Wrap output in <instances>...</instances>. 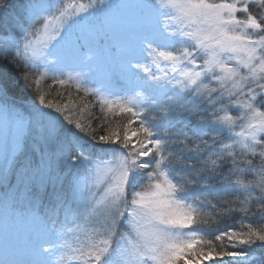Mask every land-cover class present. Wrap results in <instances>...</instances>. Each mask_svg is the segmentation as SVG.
Returning a JSON list of instances; mask_svg holds the SVG:
<instances>
[{
  "label": "snow or ice",
  "instance_id": "obj_1",
  "mask_svg": "<svg viewBox=\"0 0 264 264\" xmlns=\"http://www.w3.org/2000/svg\"><path fill=\"white\" fill-rule=\"evenodd\" d=\"M0 264H264V0H0Z\"/></svg>",
  "mask_w": 264,
  "mask_h": 264
},
{
  "label": "trees",
  "instance_id": "obj_2",
  "mask_svg": "<svg viewBox=\"0 0 264 264\" xmlns=\"http://www.w3.org/2000/svg\"><path fill=\"white\" fill-rule=\"evenodd\" d=\"M16 0H12V4L15 5ZM9 225V221L6 219L3 209H0V238L3 237L4 230L6 226Z\"/></svg>",
  "mask_w": 264,
  "mask_h": 264
},
{
  "label": "rangeland",
  "instance_id": "obj_3",
  "mask_svg": "<svg viewBox=\"0 0 264 264\" xmlns=\"http://www.w3.org/2000/svg\"><path fill=\"white\" fill-rule=\"evenodd\" d=\"M122 3H134L135 0H120Z\"/></svg>",
  "mask_w": 264,
  "mask_h": 264
}]
</instances>
